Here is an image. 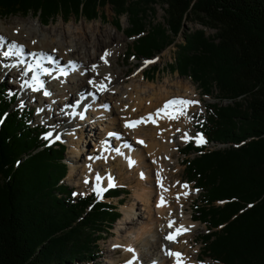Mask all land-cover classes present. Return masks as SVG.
Segmentation results:
<instances>
[{
  "label": "trees",
  "instance_id": "trees-1",
  "mask_svg": "<svg viewBox=\"0 0 264 264\" xmlns=\"http://www.w3.org/2000/svg\"><path fill=\"white\" fill-rule=\"evenodd\" d=\"M106 5L114 26L125 15L123 32L138 36L126 56L148 59L182 35L170 70L189 77L203 95L234 101L206 104L196 125L208 142L229 145L181 149L184 176L200 190L191 217L207 229L198 238L204 257L264 264V0H0V17L32 14L42 25L58 16L93 20L105 16ZM157 5L164 23L152 24L147 18ZM188 21L200 28L183 32ZM157 71L152 66L145 74L150 79ZM14 101L0 83V264L94 262L98 240L120 212L94 201L93 192L71 197L60 183L67 172L64 145L47 146L32 111L13 109Z\"/></svg>",
  "mask_w": 264,
  "mask_h": 264
},
{
  "label": "rangeland",
  "instance_id": "rangeland-1",
  "mask_svg": "<svg viewBox=\"0 0 264 264\" xmlns=\"http://www.w3.org/2000/svg\"><path fill=\"white\" fill-rule=\"evenodd\" d=\"M103 12L105 16L103 18H97L93 20H85L83 17L74 18L71 16L67 21L63 20L60 16H58L55 20L49 22L46 25H42L38 18L36 16H33L32 14L23 15V14H16V15H8V16H2L0 17V32L7 36L6 40H10L11 38L10 34H8L9 28L13 27L15 25H21L22 27H30L35 33H36V40H38V35L41 33H47L49 42L53 43V41H61L62 46L67 49L68 51H71V55L76 56V53H73V45H74V39H82L81 41H84L88 47H91L92 44L97 42V37L101 41L106 44V47H103L97 54H105L106 52L109 53V58H111V63L113 66L114 72H120L121 76L116 79V81H112V83L109 85V92L110 96L113 97L106 99H102V97L99 96L98 99L92 100L87 108L85 110L87 113L83 115V118L75 117V120L77 121L76 126H72L71 122L68 120L67 117H65L63 111L64 107L66 105L61 104L60 106L56 104V102H59L61 99L59 97H56L51 103L46 102L45 100L38 101V98L35 99V96L33 95V91H25L27 96L22 95L21 93V87L23 81L19 74H8V69L11 67L13 69V65H10L9 67L5 68L2 65V62L0 61V82L6 86V89L9 91H6V93L12 92L17 94L16 100L12 103L13 108H24L27 107L28 109H32V124H41L44 126L45 130V136L48 137L49 143L57 142L60 143V145H64V159L63 161L66 164V175L64 178L60 181V183H64L66 186H68L69 189L73 191L74 196L80 195V194H88L90 191L94 189L97 185V179L96 177L99 176L102 181H99V186L101 188H108L109 182H107V178H112V183L114 186H122L125 187L127 190V193H122L118 197H113L108 202L113 203L115 206H117L118 210L121 213V216L117 221L114 222L112 225V228L110 229L109 233L107 235L103 234L102 238L98 240V246L95 249L96 252V259L95 261H89L88 263L85 262V264H110L109 262L112 259H115L117 263L126 264L125 260L123 259L124 250L118 246L113 248V246H110V243H113L116 239H121L125 243H131L130 240L132 239V242L135 238V229L131 230V233H125L124 231H118L119 222H121V218L125 217V214L123 212V208L125 206H130L131 203L135 201L137 202L138 207H142L141 204L137 201L135 198V193L137 191V183L139 179H141L140 171H147L149 168L142 166L141 169L134 168H126L125 164L117 163L115 160H110L112 157L106 156L105 159L102 160L105 155V151H103V147L100 149L101 157L98 161V163H94L90 157L94 155L95 157L98 155V153H94V147L98 143V138H95V140H91L92 137H80L81 133L80 131L85 130L87 132V135L90 133H95V135H105L103 134V130L100 129V127L104 124L103 120H109L111 118V111L112 109H116L119 107V100L125 99L128 96V93L130 91L131 84L133 82L139 83L138 79H141L142 75L143 78L149 82L150 84L154 86H158L161 88H165L164 86L167 85L169 87L170 85L178 83L179 85L184 83L188 85H192L195 87V91L198 93L199 99H197V102L195 105H193V110L189 111L187 113V120L188 124L185 127V130L177 135L175 138V144L172 145L171 149L173 150L172 153V161L169 162L170 165L167 167L170 178L169 182L172 185L179 184L181 187L184 183H187L190 188V193L187 198H183V211L185 214L189 215L191 217L192 213V203L197 198L199 194V189L195 188L193 186V183H188L184 176V165L182 162V159L185 157L184 154L181 153V149L184 147V145L190 141H193L195 143V139H189L185 140L183 137L185 133L189 137H196L198 132L195 131V124L198 120H201V118L205 115V105L209 103L216 102L220 106H226L229 103L232 104L233 100H220L217 97H215V92H213V96L210 95H202L199 92V88L196 87L195 84L191 81V79L187 76H181L176 72H173L168 67V63H171L174 61V57L176 55L177 51V45L184 42V38L182 35L177 36V38L174 40V43L170 46L166 47L164 50L160 51L159 53L154 54L150 57V59H138L130 57V55L126 56V50L129 49V47L132 44L133 37H128L123 32L125 29H127L128 25V18L127 16L123 15L120 17L119 25L118 27L114 26V14L111 8L106 5L103 8ZM164 12L163 9L157 5L155 8V13L148 16L147 21L151 22L152 24L155 23H164ZM149 26V24H146ZM200 28V26L196 23L192 22H185L183 26V32L184 31H191ZM214 30L212 29H206L207 34H212ZM75 36V38H74ZM117 38H119L117 40ZM100 41V42H101ZM99 47V48H101ZM71 48V49H70ZM93 47L89 48L90 52L93 51ZM49 52V51H48ZM52 53V52H51ZM53 54V53H52ZM55 54V53H54ZM53 54V55H54ZM106 56V57H107ZM105 57V58H106ZM100 60L101 56H100ZM64 64V63H63ZM152 66H157L158 70L155 74L154 78H146L144 72L146 73V70H148ZM17 72H19L17 70ZM34 75V73H32ZM22 75V74H21ZM79 76V75H77ZM80 77V76H79ZM148 77V76H147ZM84 78V77H82ZM90 79H86V81H89ZM45 81V80H43ZM165 83V84H164ZM174 83V84H173ZM147 84V83H144ZM162 86H160V85ZM164 84V86H163ZM111 86V87H110ZM59 83H54L53 85H50V89L53 90V92H49V90L43 89L39 95L44 97L43 99H46V97H49L51 93L55 95H63L66 92V89L62 87ZM174 87H171L173 89ZM63 89V90H62ZM83 89H85V92L87 93L89 90V87L86 86ZM62 90V91H61ZM128 91V92H127ZM49 93L48 95H45L44 93ZM32 93V94H31ZM124 96V97H123ZM126 96V97H125ZM92 96H90L91 99ZM74 98V95H73ZM76 98V97H75ZM105 98V97H103ZM236 101H239L237 98ZM102 105H105L103 108ZM59 109H56L58 108ZM158 108V107H157ZM100 109H104L105 113H100ZM129 109L131 110L132 107H119V111L124 110V112ZM128 110V111H129ZM91 112V113H90ZM140 113V112H139ZM142 113V112H141ZM148 114V113H147ZM118 116V114H117ZM124 115L123 117H125ZM142 116V115H141ZM60 117L63 118L62 121L58 123L56 127L54 125H51L49 122L51 120H57L56 122H59L58 119ZM126 117H130V114ZM141 118H144L141 117ZM117 119L121 121V116L117 117ZM119 126V132L117 135V138L122 135L123 139L127 142H129V145L127 147L133 146V141L130 137V135L124 134L125 127L120 123ZM150 126V125H148ZM124 127V128H123ZM91 131L89 132V130ZM79 130V131H78ZM125 130V131H124ZM114 132V131H113ZM51 133V136H48V134ZM200 134V133H199ZM59 137L57 140L56 137ZM108 137V136H107ZM121 137V138H122ZM108 140L110 141V147H115V137H108ZM205 140V138H204ZM88 141L90 143H88ZM96 142V144H95ZM126 142V143H127ZM119 144H122L120 140H118ZM95 144V145H94ZM196 144V143H195ZM198 145V144H196ZM229 144L224 143H208L207 148H205L203 151H212L214 149L225 147ZM237 146V145H233ZM117 147V146H116ZM115 147V148H116ZM125 148V147H123ZM98 149V148H97ZM147 150H144V157L148 158L149 154L146 152ZM93 152V153H91ZM98 152V150H97ZM197 154V153H196ZM195 153L190 154V158L194 157L196 155ZM151 164L150 162H148ZM93 166V167H92ZM126 168V169H125ZM172 174V175H171ZM123 177V178H122ZM122 178V179H121ZM143 179V178H142ZM88 181V183H85V181ZM145 181V179H143ZM174 194L173 196V204H177L178 202L176 197V191L173 189ZM103 194V193H102ZM72 197V196H71ZM73 198V197H72ZM99 198H103L102 196H99ZM121 200L120 202L118 201ZM176 202V203H175ZM121 203V204H120ZM221 204V202H219ZM88 210L85 209V213ZM143 212V210L141 211ZM145 214V213H144ZM147 220V219H145ZM199 226L198 228L191 233L189 238L186 241L187 247L189 249V257H197L199 261H204V264H217L210 258L204 257L202 251H201V243L199 241V234L205 233L207 231L205 224L200 223L199 221H196ZM120 230V229H119ZM171 233V232H170ZM151 241L153 237H148ZM180 239L176 240L175 244L178 243ZM168 244V240H163ZM188 242V243H187ZM133 246L136 250V253L138 255L139 261H141V264H158L161 262L160 259L151 258V251L149 249V246L146 245L145 240L139 241V242H133ZM150 245V244H149ZM170 249V248H169ZM111 251V252H110ZM147 255L146 259L142 261L140 259V254ZM74 264H82V263H74ZM84 264V263H83Z\"/></svg>",
  "mask_w": 264,
  "mask_h": 264
},
{
  "label": "bare ground",
  "instance_id": "bare-ground-1",
  "mask_svg": "<svg viewBox=\"0 0 264 264\" xmlns=\"http://www.w3.org/2000/svg\"><path fill=\"white\" fill-rule=\"evenodd\" d=\"M8 34L11 35V38H9L10 40H8L9 42L6 40L7 36L0 32V36L4 38L6 37L4 46L0 47V55L7 51L8 45L13 42L17 45L23 46L24 55L20 57L11 56L8 58L3 56L0 57L2 58L0 61L5 68L13 65L12 68L15 69V71L9 67L8 74L20 75L23 81L22 85H20L22 86V95L27 96L26 92L30 90L33 91L35 99L38 98V101L45 100L48 103H51V101H53L56 97H59L61 100L56 102V104L59 106L61 104L67 105L61 109V111H63L62 113H64L65 117H69L68 120L71 122L72 126H76L77 121L75 120V117L81 118L85 113H87L85 108L89 106L92 100L98 99L99 96L102 97V99H106L108 101V98H110V100L113 98L109 95V85L112 83V81L115 82L116 79L121 76V73L113 71L114 69L111 63L112 61L109 56L105 58L107 62H105V59L100 60V56L103 57L105 54H97V52H99V50H101L103 47H106V44H104V42L101 41L99 37H97V42L92 44L91 47H88L84 41H81L82 39H74L73 53H76V56H73L71 55L72 50L68 51L65 49L62 46L60 40H55L53 43L49 42L47 33H41L38 35V40H36V33L30 27L26 28L22 27L21 25H15L9 28ZM118 39L119 38H117V40ZM102 45L103 47H101ZM92 47L94 49L90 52L89 48ZM51 52L55 54L53 55ZM32 53L38 55L33 56L31 55ZM39 54H44L45 56L52 58L54 61L52 63H50L48 60L41 61L42 68L48 69L51 74L43 73L40 68H35L34 71H28V65H34L36 60L39 58ZM20 60H23L24 62L20 63ZM61 68L66 70L67 75H62L60 73L59 70ZM17 70L19 72H17ZM32 73L39 77L43 87L38 88L34 84L32 80L34 75ZM143 77L144 76L142 75L141 79H138L139 83L133 82L131 84L127 98H121V100L118 102L119 107L125 108L129 106L132 107V109H127L125 112L123 110L120 113L118 112L119 107L116 109L114 108L111 111V118H109V120H103L104 124L100 127V129L103 130V134L107 133L106 136L102 134L97 136L95 133H91L92 135L90 136V133L87 135V132L83 130L80 131V137H92L91 140H95V138L99 137L97 139L99 144H96L95 142L96 145L94 144L95 149L93 150L94 153H98V155L96 157L94 155L90 157L96 164L101 157V153L99 151L101 147H104L103 151H105V155H103L104 157L102 160L108 156L112 157L110 160L116 159L117 163L125 164L126 168L131 167L132 169L137 168L138 170L141 169L142 166L149 168L146 172L139 170L141 179H139L138 183L136 184L137 191L135 193V198L142 207H138L137 202L135 203V201L131 203L130 206H125L123 208L125 217H122L121 222H119V226H124V228L118 227L117 230L124 231L125 233H131V230L135 229V238L133 242L145 240L150 251L152 249L151 258L161 260V262L158 264H176L175 258L166 254L169 250L182 253L186 264H204V261H199L197 257H189L188 253L190 248L187 247L188 245H184L186 244L187 239L190 237L189 235L193 233L199 226L196 221L192 220V218L183 211L184 202L182 201L183 198L185 199L189 196V185L187 183L183 184L188 185L187 188H184L183 185L180 187L179 184L172 185L169 182V178L171 176L167 169V167L170 165L169 162L172 161L173 150L171 147L173 144H175V138L177 135L180 133L182 134V132L185 130V127L188 124L187 113L194 109L193 105L195 104L189 106L187 108L186 115L180 116L178 119H168L167 115L161 113L160 118L153 115V119L156 120V123L149 121L142 123L136 128H128L125 126L128 122L137 121L143 116L147 117L149 114L157 113V110L163 108L165 103L170 100L175 98H183L186 100L197 101L199 96L195 91V87L192 85L184 83L179 85L178 83L180 82H175L176 84L173 83L174 85L167 87V85L164 86V83L163 86L165 88H161L150 84L151 82L148 83V81H146ZM86 79H90L89 81H94L95 83H89V81H86ZM54 83L61 84V86L66 89V92L63 95H55L51 93L49 97L43 99L44 97L39 95V93L43 89L53 92V90L50 89V85H53ZM101 83L106 86L107 90H97V87ZM86 86L89 87L87 93L85 92V89H83ZM171 87L174 88L171 89ZM91 95L92 99H90ZM79 101L81 102L79 103ZM104 106L105 105H102L101 108ZM56 109H59V107ZM172 110L173 109L170 108L168 112L170 113ZM100 113L104 114V109H100ZM128 113L130 114V117H126ZM124 115L126 116L123 117ZM119 116H121L122 122L117 119ZM62 120L63 118L60 117V119H58L59 122H56L57 120L54 119L49 123L56 127L58 123L64 122ZM120 123L125 127V130H127H124V134L130 135L133 141V146L127 147L129 142L125 141L122 135L117 138L119 128H121L119 126ZM90 131L91 129L89 132ZM110 133L114 135H109ZM107 136L115 137V147L117 146L116 148H111L109 146V142L108 144L104 143L103 146L102 142L108 138ZM118 140H120L122 144H119ZM141 140L144 142L143 144L138 142ZM88 143L90 142L88 141ZM144 150H147L146 152L149 154L148 158L144 157ZM130 161H134L135 163L130 166ZM142 178L145 179V181ZM100 181H102V179H100ZM110 181L112 182V178H107V182ZM164 189H167V191H164ZM173 189L176 191V197L174 198H177L178 207L177 204H173ZM184 193H187V195H184ZM161 195L164 196L166 204L165 206L157 207L158 203L160 202ZM142 210L143 212H141ZM171 221H174L175 223L172 228H169L168 225ZM180 225L190 228V231L184 233L183 235H179L177 237V240L180 239L178 243L175 244V242L168 241L167 244L165 241H163L170 232H174L175 228ZM148 237H153V239L150 241ZM130 242L131 243L128 244L123 242L121 239H116L113 243H110V246H113V248L120 246L124 250V254L122 256L126 264H129L130 261L132 264H141V261H139L137 258L138 255L133 246L134 244L132 239ZM129 249H132L133 251H129ZM146 257L147 255L143 253L140 254V259L142 261H144ZM109 263L120 264L117 263L115 259H112Z\"/></svg>",
  "mask_w": 264,
  "mask_h": 264
},
{
  "label": "snow or ice",
  "instance_id": "snow-or-ice-1",
  "mask_svg": "<svg viewBox=\"0 0 264 264\" xmlns=\"http://www.w3.org/2000/svg\"><path fill=\"white\" fill-rule=\"evenodd\" d=\"M4 41H5V38L0 36V47H3L4 46ZM3 56L5 57H11V56H17V57H20V56H23L24 55V50H23V46H20V45H17L15 44L14 42L9 44L8 45V50L3 52L2 53ZM31 55L33 56H37L38 54H35V53H32ZM109 55V53H105V55L103 57H101V59H105V57ZM42 60H48L50 63L54 62L52 60V58L50 57H47L45 56L44 54H39V58L36 60V63L33 65V64H29L28 65V71H34L35 68H40L41 71L45 74H51L49 72L48 69L46 68H42V64H41V61ZM20 63H23L24 61L23 60H20L19 61ZM105 62L106 59H105ZM95 67V66H94ZM60 73L62 75H67V72L65 69L61 68L60 70ZM27 74V73H25ZM32 80L34 82V84L39 88V87H43V84L40 82L39 80V77L38 76H33L32 77ZM89 83H95L94 81H89ZM36 90V89H34ZM97 90L98 91H105L107 90L106 89V86L101 83L98 87H97ZM45 95H48L49 93L45 92L44 93ZM198 103L197 101H192V100H186V99H183V98H175L173 100H170L168 102L165 103V105L163 106V108L157 110V113L155 114H149L147 117H144V118H141L140 120H137V121H131V122H128L126 123V127L128 128H136L138 127L139 125H141L142 123H146V122H149L151 121L152 123H156V120L153 119V115H155L156 117L160 118L161 116V113H164L165 115H167L168 119H178L180 116H183V115H186V112H187V108L193 104H196ZM172 108L173 110L169 113L168 110ZM83 118V117H81ZM2 122V121H0ZM109 135H114L112 133H110ZM48 136H51V133L48 134ZM46 139L48 137H45ZM185 140H189V139H195V142L199 145V144H203V143H206V141L204 140V137L202 134H197L196 137H189L187 135V133H185L184 137H183ZM56 139L58 140L59 137L57 136ZM139 143L143 144L144 142L141 140V141H138ZM118 151V150H117ZM135 163L134 161H130V166ZM97 179V185L96 187H94L93 191L96 192V194L98 196H102V193L106 190L104 188H101L99 186V181H100V177L97 176L96 177ZM85 183H88V181L86 180ZM109 187H113L114 184L110 181L109 182ZM184 188H187L188 185H183ZM164 191H167V189H164ZM75 195V193H74ZM184 195H187V193H184ZM179 198V197H178ZM166 204V201H165V198L163 195H161L160 197V202L158 203L157 207H161V206H165ZM174 221H171L169 222V228H172L173 225H174ZM190 231V228H186L185 226L183 225H180L178 227L175 228V231L172 232V233H169L165 239H167L168 241L170 242H176L177 240V237L179 235H183L184 233ZM129 251H133L132 249H129ZM168 256L170 257H173L175 258V262L176 264H186V261H185V258L183 257L182 253H179V252H174V251H167L166 253ZM129 264H132V262L130 261Z\"/></svg>",
  "mask_w": 264,
  "mask_h": 264
}]
</instances>
